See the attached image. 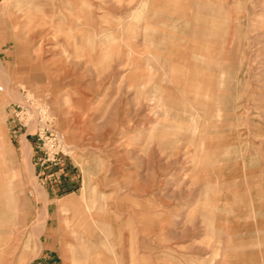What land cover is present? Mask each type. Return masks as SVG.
I'll list each match as a JSON object with an SVG mask.
<instances>
[{
    "label": "rangeland",
    "instance_id": "rangeland-1",
    "mask_svg": "<svg viewBox=\"0 0 264 264\" xmlns=\"http://www.w3.org/2000/svg\"><path fill=\"white\" fill-rule=\"evenodd\" d=\"M0 264H264V0H0Z\"/></svg>",
    "mask_w": 264,
    "mask_h": 264
},
{
    "label": "crops",
    "instance_id": "crops-1",
    "mask_svg": "<svg viewBox=\"0 0 264 264\" xmlns=\"http://www.w3.org/2000/svg\"><path fill=\"white\" fill-rule=\"evenodd\" d=\"M177 1V0H176ZM197 13L196 11L193 12V15ZM177 17V16H176ZM159 42V38L156 37V44ZM204 42V40L202 41V43ZM177 44V43H176ZM202 49H200V51H196L194 52L195 49H197L195 46V44H193L192 46H190L189 48V62L194 64L193 67H189L185 70V73L188 75V81H189V89L188 91L190 92L188 94V97H195L196 95H199V88H202V85L204 87V92L207 91V86H208V82L206 80L209 81V74H206V72L204 71V68L206 67V65H212V64H215L216 66V69H218L220 71V74H221V70H222V65H220L221 63L219 62L218 58H214V62L212 61V59L210 57H208L203 51L204 49H206V47L202 44H199ZM202 45V46H201ZM203 50V51H202ZM197 62L199 63V67H197ZM191 68H202V75L201 76H197V75H193V76H190L189 73H190V69ZM179 70V69H178ZM223 71V70H222ZM177 72V71H175ZM195 77L197 78H200L199 80L196 79ZM199 81V82H198ZM222 81V80H221ZM229 79H226L225 80V87H228L229 85ZM227 89V88H226ZM224 95V94H223ZM222 95V96H223ZM231 94L228 93L227 91V94H225L223 96V98L220 97L223 99V104L221 106V108H223V110H228L229 109V105L231 104ZM234 96V95H233ZM24 141V140H22ZM24 145V143H23ZM23 145H22V142H21V146L23 148ZM24 149V148H23Z\"/></svg>",
    "mask_w": 264,
    "mask_h": 264
}]
</instances>
